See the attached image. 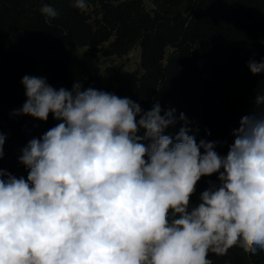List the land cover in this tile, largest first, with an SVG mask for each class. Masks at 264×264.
Here are the masks:
<instances>
[{
  "label": "clouds",
  "instance_id": "1",
  "mask_svg": "<svg viewBox=\"0 0 264 264\" xmlns=\"http://www.w3.org/2000/svg\"><path fill=\"white\" fill-rule=\"evenodd\" d=\"M39 11L45 23L58 16L48 3ZM247 67L264 75V59ZM21 84L26 100L12 115L57 123L21 149L26 178L0 168V264H213L210 254L234 247L264 251V94L221 155L220 141H198L199 128L158 100L144 110L80 81ZM6 138L0 131V160Z\"/></svg>",
  "mask_w": 264,
  "mask_h": 264
},
{
  "label": "trees",
  "instance_id": "2",
  "mask_svg": "<svg viewBox=\"0 0 264 264\" xmlns=\"http://www.w3.org/2000/svg\"><path fill=\"white\" fill-rule=\"evenodd\" d=\"M42 3L58 16L50 23ZM86 11L72 0H0V131L6 135L0 168L27 176L18 162L21 149L57 121L12 115L26 100L21 79L45 77L50 85L71 90L76 81L128 97L150 110L157 100L175 108L198 127L197 140L220 141L226 155L231 131L264 94V75H252L250 59H264V0H87ZM72 47L91 56L128 54L140 47V64H113L93 73ZM182 122L169 128L175 135ZM210 135L206 134V131ZM217 177H203L192 197L195 204ZM213 264H264V251L246 255L234 247L226 255H209Z\"/></svg>",
  "mask_w": 264,
  "mask_h": 264
},
{
  "label": "rangeland",
  "instance_id": "3",
  "mask_svg": "<svg viewBox=\"0 0 264 264\" xmlns=\"http://www.w3.org/2000/svg\"><path fill=\"white\" fill-rule=\"evenodd\" d=\"M72 50L78 54L90 67L93 73L104 72L107 65L113 64L125 69H134L140 64V47H135L128 54H114L91 56L87 48L72 47Z\"/></svg>",
  "mask_w": 264,
  "mask_h": 264
}]
</instances>
